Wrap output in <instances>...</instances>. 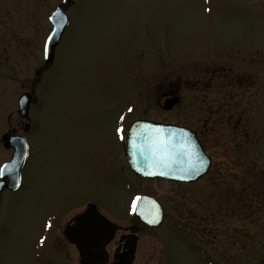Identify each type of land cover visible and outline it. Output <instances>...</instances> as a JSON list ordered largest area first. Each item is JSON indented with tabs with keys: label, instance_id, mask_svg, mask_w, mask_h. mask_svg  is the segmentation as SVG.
I'll return each mask as SVG.
<instances>
[{
	"label": "rangeland",
	"instance_id": "obj_1",
	"mask_svg": "<svg viewBox=\"0 0 264 264\" xmlns=\"http://www.w3.org/2000/svg\"><path fill=\"white\" fill-rule=\"evenodd\" d=\"M60 3L0 0V138L31 126L21 186L1 196L0 264H77L58 232L65 222L91 203L124 227L140 195L158 201L164 221L157 229L143 226L133 264L263 261L264 0H71L54 61L36 76L48 17ZM203 67L225 68L244 81L247 97L232 107L236 116L248 109L238 130L233 122L206 131L177 109H161L182 76L190 116L201 96L194 73ZM219 80L211 105L224 91ZM22 94L33 98L29 122L17 112ZM135 119L197 131L213 167L227 171L214 169L189 185L133 177L115 129L122 123L126 134ZM11 154L0 145V166Z\"/></svg>",
	"mask_w": 264,
	"mask_h": 264
},
{
	"label": "water",
	"instance_id": "obj_2",
	"mask_svg": "<svg viewBox=\"0 0 264 264\" xmlns=\"http://www.w3.org/2000/svg\"><path fill=\"white\" fill-rule=\"evenodd\" d=\"M71 0H62V3L56 7V9L50 14L49 22L52 26V31L49 36H52L51 40H48V50L45 53L44 48V63L45 65H50L54 60V52L59 44L61 37L68 25V17L63 11V7L70 4ZM59 21V23H58ZM53 33H55L53 35ZM48 36V37H49ZM37 75L40 72H36ZM31 96L29 94H23L19 99L18 114L27 119L29 106L31 103ZM176 99H168L165 101L166 109H171L176 104ZM148 125L163 127L167 130L168 138L171 139V133L178 132V130L183 129L186 137L188 138L189 147L194 146V151L198 153V158L193 157L191 163L196 167H199L200 161L205 163V167L200 168L199 173L191 171L185 173L183 169L188 167V164H178L176 166L168 167H151L140 163L139 157L132 154V148L130 146L129 140L125 139L123 143L124 154L128 164L129 169L137 176L143 179H162L173 182L180 183H193L199 180L201 177L205 176L210 167V158L205 154L202 145L200 144L197 136L189 129L177 127L173 125H165L149 121H135L129 127L126 137L128 136L129 130H138L145 128ZM4 147L6 149H13V154L8 164L10 169H12L10 174H6L3 178H0V200L4 189L11 191L16 190L18 178L20 184V174L21 169L24 165L25 160L28 157V148L25 140L21 136H11L5 134L2 137ZM177 142H179V136H177ZM4 164V165H5ZM139 169V170H137ZM152 171L156 172L155 175H147L146 172ZM161 171L170 172V175H160ZM184 178H179V177ZM8 182H7V181ZM143 199L138 202V208L134 212V215L141 222L147 224L149 227L158 228L163 221V212L160 204L153 198L143 196ZM143 213V215H141ZM158 219V223H149V220ZM80 227L79 229L69 235V239L76 245L79 251L80 263L81 264H105L107 262V255L104 252V246L112 239L117 226L106 220L101 216L93 205H89L87 210L76 219ZM259 264H264V260Z\"/></svg>",
	"mask_w": 264,
	"mask_h": 264
},
{
	"label": "flooded vegetation",
	"instance_id": "obj_3",
	"mask_svg": "<svg viewBox=\"0 0 264 264\" xmlns=\"http://www.w3.org/2000/svg\"><path fill=\"white\" fill-rule=\"evenodd\" d=\"M225 73H226L225 68L215 70V69L210 68V67H206V68L203 67L202 70L200 69L198 72L194 73L195 80L192 82V86H197L196 89L198 91V94L200 93L201 96H199L198 98L196 97V99H193V102H194L193 104H195V105H193L191 103L193 112L190 116L186 110L185 97L182 95L183 85H185L184 82L182 81V78H183L182 76L177 79L178 86L176 87V89L174 91L171 90L170 92L165 93V95L163 96L164 102L162 104L161 109L164 110L165 112H173L174 109H177L176 110L177 116L179 118H185L187 123L190 125L205 127L206 131L208 130L206 127L216 126V125H220V124L230 126V125H232L233 122H234L235 129L238 130V128L242 124V120H243L244 116L247 115L248 109L245 111H243L244 109H242V112H240L239 115L236 116L232 113V107H234V108L239 107L241 105L240 100L244 101V99H246V97H247V93H246L245 89H243L242 84H244V81L242 79L239 80V78L237 76L233 75L231 73V71L228 74V75L231 74V77H229ZM221 78H224L225 80L223 83H221V80H219V82L221 83L222 86H221V89H219L218 91H222V90L225 91L226 90L228 92H226V91L225 92L224 91L218 92V98L216 100L214 99V101H213L214 103L211 105L210 103H212V100L210 98V95L214 98V95H212V89H213L212 85L215 84V81L217 79H221ZM231 78L234 80V82L231 81ZM235 82H237V84L240 87L239 89H241V91H236V88L238 85H234ZM231 87L235 88L234 92H230V90H228V89H231ZM200 89H201V91H200ZM172 98H175L177 103L175 106H173L171 109L168 110V109H166L165 101L167 99H172ZM159 102L160 101H158V105H159ZM215 104H217V105H215ZM206 110H207V112H206ZM224 116L227 117V122L221 123L223 120L222 118ZM216 118H218L217 121H216ZM140 120H144V119H140ZM146 121H150V120H146ZM155 122L188 128V127H185V125H179V124H173V123H163V122H159V121H155ZM186 126H188V125H186ZM27 129L28 128H26V130ZM23 130H25V128ZM190 130L192 131V129H190ZM237 130H235V131H237ZM11 131L14 132L13 133L14 135H16L17 132H16L15 128L10 129V132ZM192 132L195 133V135L197 136V139L199 140V142L201 143V145L205 151L204 145L202 144V141L200 140V137H199V134L197 133V131H192ZM4 144L5 143L0 140V145L2 148H4L3 147ZM9 150L11 151V153L13 152L12 149H9ZM205 153H206V151H205ZM108 155H109V153H107L106 156H108ZM206 155L211 160L210 168L208 170L207 175H209V173H210V175H212V171L214 169H215V171L220 169L221 171L219 173H221V172L223 173L224 170L227 171V167H224V168L213 167V165L215 164V161H216L214 156L209 155V154H206ZM126 166L128 168L127 163H126ZM128 171L130 172V174L133 177L139 178V177L135 176V174H133L129 168H128ZM140 179H142V178H140ZM143 180H145V179H143ZM200 180L201 179H199L195 183L199 182ZM147 181H150V180H147ZM153 181H162V180H153ZM163 182H166V181H163ZM176 184H180V185L188 184L189 185V184H194V183H176ZM4 191L10 192L8 189H4L3 192ZM3 192H2V194H3ZM0 202H1V200H0ZM89 205H92V204L86 203L84 205V208L80 212L74 214V216H72L67 222H65L63 227H61V229L58 231L59 234L61 235V239L65 242V244L67 246H69L70 248L72 247L76 251V254L78 257L77 264H81L79 251H78V248L76 247V245L69 239V235H71L72 233L76 232L79 229L80 224L76 219L78 218V216L82 215L87 210ZM93 206H95V205H93ZM95 208L97 209V211L101 215H103L97 206H95ZM162 211H163V209H162ZM210 217H211L212 221L215 222V216H210ZM60 220H58L56 222V224H51V227H48L45 240L48 237H50L51 235H53L54 229H55L56 225L60 222ZM163 221H164V212H163ZM125 224H126V226H124V227L119 225V229L116 230L112 239L104 246V251L107 254V262L105 264H133L134 263V259L136 256L137 244L140 240V236L142 234H144V232H145L143 226L144 227H148V226L145 225L144 223L138 221L135 217L132 216V214L129 216V219L126 221ZM45 240H44V242H45Z\"/></svg>",
	"mask_w": 264,
	"mask_h": 264
},
{
	"label": "snow or ice",
	"instance_id": "obj_4",
	"mask_svg": "<svg viewBox=\"0 0 264 264\" xmlns=\"http://www.w3.org/2000/svg\"><path fill=\"white\" fill-rule=\"evenodd\" d=\"M51 19V17H50ZM59 23V21H58ZM55 33H53L54 35ZM52 36L48 37L51 40ZM45 53L48 50V43L45 42L44 45ZM129 112L133 109L129 108ZM120 120L123 121L124 117L121 116ZM116 134L121 140L128 139L130 146L132 148V154L139 157L140 163L149 165L151 167H168L176 166L178 164L184 163L188 164V167L183 169L185 173L195 171L199 173L200 168L205 167V163L200 161L199 167H196L191 163L193 157L198 158V153L194 151V146L189 147L188 138L186 137L184 130L180 129L178 132L171 133V139L168 138L167 130L163 127L148 125L145 128L138 130H129L128 136L126 137L123 124L115 129ZM177 136H179V142H177ZM139 170V169H137ZM12 169H10L8 164L0 166V178H3L6 174H10ZM147 175H155L156 172L148 171ZM160 175H170V172L161 171ZM179 178H184L179 177ZM16 187H19L18 178ZM2 186V184H0ZM143 198L136 196L132 202V210L135 212L138 208V202ZM143 215V213H141ZM158 219L149 220V223H158ZM48 227H51L49 223ZM40 244H44V239L40 240Z\"/></svg>",
	"mask_w": 264,
	"mask_h": 264
}]
</instances>
